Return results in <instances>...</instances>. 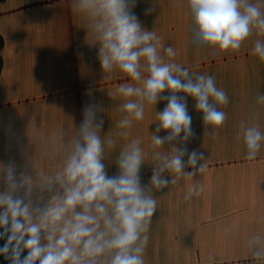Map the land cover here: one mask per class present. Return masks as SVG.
<instances>
[{"label": "clouds", "instance_id": "obj_1", "mask_svg": "<svg viewBox=\"0 0 264 264\" xmlns=\"http://www.w3.org/2000/svg\"><path fill=\"white\" fill-rule=\"evenodd\" d=\"M71 7L87 21L92 44L99 45L103 73L126 78L108 92L120 101L114 136L126 141L116 156L118 174L109 177L105 171L106 149H114L117 140L101 134L104 121L97 120L96 106L84 107L78 129L60 126L49 134H29L36 144L29 157L33 171L17 176L14 163L0 164L5 185L0 191V239L7 237L0 255L10 264H145L158 204L154 193L181 181L188 182L185 201L204 192L196 177L206 172L207 158L183 147L194 135L185 97L193 98L205 134L213 137L227 120L222 109L229 97L213 75L196 74L176 62L177 50L162 44L155 30L142 28L132 12L135 0H72ZM187 7L190 44L196 49L212 55L237 52L254 32L264 37V0H187ZM252 54L264 62V40H255ZM165 90L169 95L162 97ZM161 99L167 104L156 112L158 123L147 146H141L139 137L129 140L146 107ZM256 104L264 105V94L257 92ZM161 130L167 135L158 136ZM237 139L243 141L245 159L255 160L264 145L258 113L241 121ZM149 154L154 167L143 186L140 170ZM246 247L252 259L264 261V234L250 236Z\"/></svg>", "mask_w": 264, "mask_h": 264}, {"label": "crops", "instance_id": "obj_2", "mask_svg": "<svg viewBox=\"0 0 264 264\" xmlns=\"http://www.w3.org/2000/svg\"><path fill=\"white\" fill-rule=\"evenodd\" d=\"M71 3L0 1V164L14 163L17 176L21 171H33L29 157L35 153L36 144L30 135L49 134L60 126L78 129L86 105L97 107V120L104 121L101 134H111L117 140L114 149H106L108 156L103 163L109 177L118 174L116 156L126 142L114 136L120 113L110 104L107 112L98 111L101 100L97 94L105 92L108 102L118 106L120 101L108 92L126 78L119 72L103 73L99 45L92 44L87 21L73 11ZM160 8L170 9L172 18L166 11L161 15ZM176 9L180 12L174 14ZM132 12L142 28L157 34L158 25L192 22L187 0H135ZM256 39L264 37L254 32L237 52L212 55L210 50L202 49L199 72L213 75L217 87L227 93L230 102L222 109L227 120L213 137L205 134L202 113L188 112L194 135L183 147L188 153L197 151L207 158L206 172L196 177L204 185V192L199 198L185 201L188 182L181 181L171 190L170 186L154 193L158 204L145 264H264L252 259L246 247L250 236L264 234V145L257 158L248 161L243 141L237 139L241 121L253 112L258 113L264 131V105L256 104L257 92L264 94V62L252 54ZM161 95L168 96L169 92L165 90ZM166 104L161 99L152 105L144 119L134 123L129 140L139 137L141 146L146 147L158 123L156 112H162ZM156 134L164 137L167 131ZM174 143L181 146L178 141ZM145 162L140 178L141 184L148 186L150 177L142 174L144 169L154 167L151 155ZM4 188L0 182V191ZM226 229H230L227 234ZM210 254L215 256L214 261H209Z\"/></svg>", "mask_w": 264, "mask_h": 264}, {"label": "rangeland", "instance_id": "obj_3", "mask_svg": "<svg viewBox=\"0 0 264 264\" xmlns=\"http://www.w3.org/2000/svg\"><path fill=\"white\" fill-rule=\"evenodd\" d=\"M167 2V1H165ZM186 3V0H185ZM167 6V5H166ZM161 15L164 14V11L168 12L169 18L171 19L172 16L170 14V9L160 8ZM175 11L180 12L179 9L173 10L174 14ZM163 12V13H162ZM192 23V22H191ZM191 23H175L173 25L167 26L166 24L158 25V35L162 38V44L165 46H173L174 49L177 50L178 55L175 58L176 62L181 63L183 66L188 67L192 72L196 74H202V72L199 70L202 69V49H196L194 46L190 44V38H191V31L190 26ZM96 94V93H95ZM183 96L182 93L178 94ZM100 104H101V110L98 107V111H101L102 113L107 112V108L109 104L116 109L118 106L115 105V103L108 102L107 95L105 92H100L97 94ZM192 97H185L187 111L197 113L198 111L195 109V104L190 103L192 101ZM152 105H149L146 107V111H151ZM150 156V155H149ZM148 156V157H149ZM146 171V172H145ZM186 171H191V169H187ZM152 170H146L144 169V172L142 174V177H151Z\"/></svg>", "mask_w": 264, "mask_h": 264}, {"label": "trees", "instance_id": "obj_4", "mask_svg": "<svg viewBox=\"0 0 264 264\" xmlns=\"http://www.w3.org/2000/svg\"><path fill=\"white\" fill-rule=\"evenodd\" d=\"M2 1V0H0ZM0 231H3L2 229H0ZM7 241V237H5L4 239H0V248H2L4 246V244ZM27 255V251H25L24 253H22V257ZM0 264H10L9 260L5 259V257L3 255H0Z\"/></svg>", "mask_w": 264, "mask_h": 264}]
</instances>
